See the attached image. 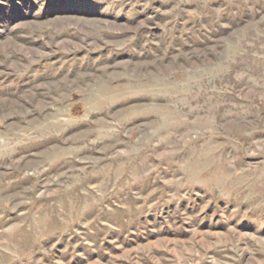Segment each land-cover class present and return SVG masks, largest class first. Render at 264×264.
<instances>
[{"label": "rangeland", "instance_id": "1", "mask_svg": "<svg viewBox=\"0 0 264 264\" xmlns=\"http://www.w3.org/2000/svg\"><path fill=\"white\" fill-rule=\"evenodd\" d=\"M0 264H264V0H0Z\"/></svg>", "mask_w": 264, "mask_h": 264}]
</instances>
